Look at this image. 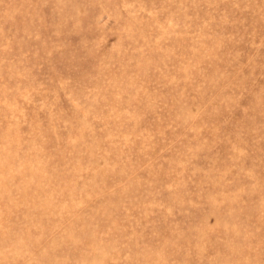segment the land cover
<instances>
[{
	"label": "rangeland",
	"instance_id": "obj_1",
	"mask_svg": "<svg viewBox=\"0 0 264 264\" xmlns=\"http://www.w3.org/2000/svg\"><path fill=\"white\" fill-rule=\"evenodd\" d=\"M0 264H264V0H0Z\"/></svg>",
	"mask_w": 264,
	"mask_h": 264
}]
</instances>
